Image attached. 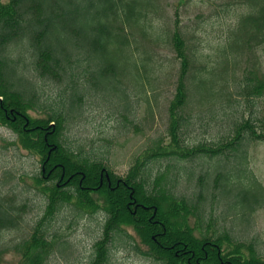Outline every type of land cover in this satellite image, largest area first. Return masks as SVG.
Listing matches in <instances>:
<instances>
[{
  "label": "trees",
  "instance_id": "16d2710c",
  "mask_svg": "<svg viewBox=\"0 0 264 264\" xmlns=\"http://www.w3.org/2000/svg\"><path fill=\"white\" fill-rule=\"evenodd\" d=\"M229 1L246 11L211 56L177 20L172 31L155 23L160 0H0V126L38 158L40 170L29 180L46 201L27 236L0 246V264L9 249L17 264H50L51 255L65 249L52 225L66 207L102 222L88 264H108L111 245L133 239L129 230L146 247L132 249L158 264H264L251 245L218 227L210 200L218 198L224 215L236 219L264 207V186L247 167L248 146L264 141V121L253 123L237 108L251 112L250 101L264 95V73L250 58L264 47V0ZM161 49L177 62L174 77L169 64L157 60ZM171 77L164 133L124 177L65 144L85 98L101 94L121 124L134 125L127 90L133 85L144 95L150 122L153 102ZM44 81L60 85L54 96L45 92V100L34 83ZM220 113L217 139L193 135L196 126L204 135ZM17 197L0 193V240L26 219L28 207Z\"/></svg>",
  "mask_w": 264,
  "mask_h": 264
},
{
  "label": "rangeland",
  "instance_id": "374dc122",
  "mask_svg": "<svg viewBox=\"0 0 264 264\" xmlns=\"http://www.w3.org/2000/svg\"><path fill=\"white\" fill-rule=\"evenodd\" d=\"M228 2L231 3L229 0H160L162 8L156 12L158 15L155 23L172 31L173 23L177 20L186 37L201 45V48L212 56L215 47L222 43L227 30L232 28L238 17L246 11V8L236 3L227 6ZM157 52V60L162 61L163 58L164 62L169 64L170 75L174 77L177 62L172 53L167 49ZM253 57L258 60L264 73V47L256 50L254 56H250L252 59ZM164 67L167 70V67ZM172 81L174 78L171 77L168 82L170 85L164 84L159 90L157 100L153 102L155 116L150 122L147 115L145 116L144 99L140 98V95H144L129 84L127 90L135 113L134 125L139 127V131L134 125L121 124V118L112 110V102L100 98L101 94L85 98L76 121L68 126L65 144L90 153L92 157L107 165L114 175L124 177L133 159L141 154L153 139L164 133L167 123L166 109L174 91ZM34 83L44 100L45 92L54 96L60 90V85L55 82ZM99 84L105 86L108 83ZM237 100L241 105V99ZM251 102V112L243 106L237 108H240V112L245 111V118H249L253 123H257L255 117L264 121V95ZM221 118L223 115L220 113L217 120H213L206 128L204 135H197L196 126L193 135L205 140L217 139L219 127L223 123L220 122ZM247 150V167L264 186V141L250 144ZM231 166L232 163L229 164V167ZM39 170L38 158L18 145L17 134L6 126H0V193L11 196L13 192L18 196L19 203L24 202L28 207L23 216L26 217L24 222L19 225L18 230L5 231L0 246L9 247L20 241L42 216L46 201L31 187L29 180ZM190 187L193 188V185ZM210 200L213 202V216L218 227L228 230L238 242L251 245L257 257L264 261V207L236 219V216L224 215L225 209L218 206V198L210 197ZM52 226L61 235L65 249L52 254L50 264H88L93 254V245L101 237L102 222L96 220L95 215L76 216L66 207L55 215ZM129 232L133 235L129 244L114 242L111 245L108 264H158L152 258L132 249L134 247H131V244L142 252L146 251L139 237L131 230ZM18 259V255L9 249L2 256V264H17Z\"/></svg>",
  "mask_w": 264,
  "mask_h": 264
},
{
  "label": "flooded vegetation",
  "instance_id": "af4514ba",
  "mask_svg": "<svg viewBox=\"0 0 264 264\" xmlns=\"http://www.w3.org/2000/svg\"><path fill=\"white\" fill-rule=\"evenodd\" d=\"M105 178H106V181H107V183H108V185L110 184V181H109V178H108V176L107 175H103ZM102 178V177H101Z\"/></svg>",
  "mask_w": 264,
  "mask_h": 264
},
{
  "label": "bare ground",
  "instance_id": "6f19581e",
  "mask_svg": "<svg viewBox=\"0 0 264 264\" xmlns=\"http://www.w3.org/2000/svg\"><path fill=\"white\" fill-rule=\"evenodd\" d=\"M91 193V192H90Z\"/></svg>",
  "mask_w": 264,
  "mask_h": 264
}]
</instances>
